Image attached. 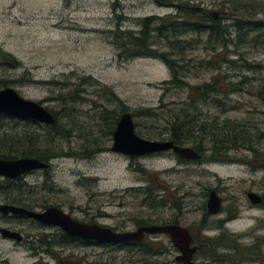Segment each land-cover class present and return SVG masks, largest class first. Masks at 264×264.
I'll return each mask as SVG.
<instances>
[{
    "label": "rangeland",
    "instance_id": "obj_1",
    "mask_svg": "<svg viewBox=\"0 0 264 264\" xmlns=\"http://www.w3.org/2000/svg\"><path fill=\"white\" fill-rule=\"evenodd\" d=\"M221 2L164 0L161 3L166 4L159 5L156 0H0V51L19 64L17 67H0V77L14 81L7 87L15 89L22 98L38 102L56 113L60 125V137L56 142L65 152L89 140L96 142L99 150L109 149L93 153L89 159L54 158L49 162L46 180L43 171L32 172L20 180L28 188L24 191L15 189L13 194L26 192L37 204L58 205L80 222L93 221L120 232L135 230L139 227L137 222L146 218L176 219L179 225L190 227L194 239L199 241L213 235L204 232L201 224L205 214L204 195L215 190L224 200V211H230L238 218L224 224L222 229L228 233L229 240L248 243V238L237 236H249L256 225L264 227V164L261 162L264 139L258 137L259 132H264V105L257 98V92L264 91V51L246 46L238 49L240 54L236 55L228 49V58L236 61V67L224 64L220 73L211 69H191L189 73H183L189 85L187 88L167 90L162 83L171 75L165 65L148 58L119 60L117 51L120 50L114 46L115 39L111 34L117 29L137 33L139 20L174 14L173 7L179 4H189L211 14L218 13ZM218 17L222 19L228 15L219 14ZM221 21L222 24L231 22L230 19ZM158 48L164 49V46ZM186 57L205 60L210 55L200 45ZM21 76L33 82H17ZM213 78L223 86L219 88V95H213L214 100L218 98L224 103L220 108L209 100L204 103L196 96L199 90L191 89L212 83ZM52 80L75 87L78 96L87 101L73 105L57 102L55 97L59 89L42 84ZM227 82H241L240 90L227 93L224 87ZM103 87H108L123 102L126 109L123 113L131 114L135 132L141 138L169 140L164 129L165 120L152 121L136 116L135 112L163 105L179 109L196 102L204 115L215 117L222 124L226 120L246 125L250 130L251 149H227L221 159L204 152L199 162L179 161L172 152L135 159L112 153V136L108 135V130L113 119L122 112L101 94ZM104 110L112 112L106 121L100 120ZM11 128L10 132L15 134L41 133L31 125L18 124ZM16 187H20L19 184ZM147 189L151 193H147ZM247 193L262 198V206L252 205ZM2 203L5 202L0 193ZM33 210L42 211L43 208L39 205ZM224 217L225 213H222L209 218L210 226H215ZM20 222L32 238L28 243L17 245L0 236V264H142L143 261L138 248L112 249L100 245H77L66 249L55 246L49 249L54 258L44 252L45 246L36 253L32 247L37 248L39 243L34 237L56 229L37 225L29 219ZM0 225L4 227L5 222ZM213 232L217 234V231ZM146 240L147 243H161L152 248L162 246L159 255L147 257L149 263L172 264L175 261L178 252L167 236L147 237ZM58 256L63 258L60 263L56 259Z\"/></svg>",
    "mask_w": 264,
    "mask_h": 264
},
{
    "label": "trees",
    "instance_id": "obj_2",
    "mask_svg": "<svg viewBox=\"0 0 264 264\" xmlns=\"http://www.w3.org/2000/svg\"><path fill=\"white\" fill-rule=\"evenodd\" d=\"M156 1L160 3L159 5L166 4L161 3L164 0ZM166 1L171 2V0ZM173 8L175 9L174 14L165 15L163 17H146L139 20L138 25L140 29L137 33H134L132 30L120 31L118 29L111 33L115 39V43H113L114 46L118 47L120 50L117 51L119 60L127 61L133 58H148L158 60L165 65L171 75L169 80L162 83L164 87H167V90L169 88H187L189 85L185 81L186 76H184L183 73H189L191 69L204 71L211 69L220 73L222 65L224 64L236 67L234 66L236 61L228 58L227 53H230L228 49H232V53L236 55L237 53L240 54L238 49L246 46L259 48L264 51V21L262 20L264 18H261V16L264 17V2L222 0L219 4L218 14H227L228 17L222 19H230L231 22L229 24H222V19H218L220 16L214 18L210 13L200 11L189 4H179ZM255 18L260 19L255 20ZM232 31L234 33H231ZM232 34H234L233 37L231 36ZM200 45H203V49L206 53H209L210 57L208 59L201 60L186 57L189 51H193ZM159 46H164V49L158 48ZM18 65V62L11 58L10 55L0 51V67H17ZM223 77L224 76H222V78ZM226 78L228 79V76H226ZM87 79L88 78H82V80ZM24 81L28 83L33 82V80L24 78L23 76L17 80V82L20 83ZM212 81V83L191 87V89L195 91L199 90L196 96L200 97L201 101H204V103L209 100L211 104L220 108L224 103L218 100V98L214 100L213 95H219L221 93L219 92V88L223 86L217 84L216 78H213ZM12 83H14L13 80L7 81L0 77L1 89ZM93 83H96V81L93 80ZM240 83L241 82H227L224 87L227 93L232 94L240 90ZM42 84H50L59 89L55 97L57 102H66L73 105L77 102L87 101L78 96L75 87L67 86L66 82L52 80L49 82H42ZM101 94L107 97L108 101L116 104V107H119L122 113L126 110L123 102H121L108 87H103L101 89ZM257 98L262 105H264L263 90L257 92ZM46 109L51 112L55 118L54 126L44 125L28 119L10 118L0 114V159L35 158L49 164L50 160L54 158L75 157L79 159H89L93 156V153L98 151H109L108 148L99 150V145L93 142V140H89L80 147L74 149L69 148L67 149L68 151L65 152V149L60 147L62 145L56 142L60 137V125L57 122L56 113L49 110V108ZM160 110L162 111L160 112ZM111 113L112 112L104 110L100 114V120L106 121L109 119ZM135 115L151 119L152 121L160 119L165 120L164 129L166 130L167 139L173 140L177 145L194 149L200 156H203L204 152H209L213 158H220L223 153L228 151L227 149H251L250 144L252 141L249 139L250 130L247 129L246 125L237 124V122L229 123L226 120L223 121L222 124L218 122L217 119L215 120V117L204 115L196 102L182 106L179 109L170 108L166 105L155 108H145L135 112ZM119 117L116 116L113 119L114 122H112V127L108 130V135L112 136ZM18 124L34 126L36 127L35 129L40 130L41 133H11V126H17ZM70 127L72 128V126ZM258 135L259 138L262 137L264 139V132H259ZM154 137L157 138V136ZM157 139H160L159 141L166 140L160 137ZM178 160L183 161L179 158ZM48 169L49 167L44 170L45 180L48 178ZM20 180L21 179H4L0 181V193L3 195V201L5 203L21 206L28 210H33L39 205L43 209L49 206L45 204V202L37 204L32 196L28 195L26 192L17 196L14 195L13 192L15 189L24 191L28 188L25 183ZM17 184H19L20 187H16ZM21 186L24 187L21 188ZM147 193H151L149 189H147ZM55 206L59 208L58 205ZM89 223L91 224L94 222L89 221ZM154 224H178V221L176 219L165 221L163 218H146L137 222L138 226ZM202 227L203 224H201V228ZM55 229V232L35 236L34 238L38 240L39 244L37 248L32 247V250L39 253L40 247L45 246L46 250H44V252L52 255L54 258V255L49 252V249L55 246L63 249L75 247L77 245H81L82 247L100 245L112 249L138 248L142 253V264H159L158 262L149 263L147 260V257L150 255L155 256L162 252L160 249L162 246L159 248H152L153 246L160 245V242L147 243L146 238L148 236L137 244H97L67 236L59 229ZM188 229L191 232L190 227H188ZM56 259L59 263L63 261V258L60 256ZM160 264H163V262ZM172 264L179 263L173 261Z\"/></svg>",
    "mask_w": 264,
    "mask_h": 264
},
{
    "label": "water",
    "instance_id": "obj_3",
    "mask_svg": "<svg viewBox=\"0 0 264 264\" xmlns=\"http://www.w3.org/2000/svg\"><path fill=\"white\" fill-rule=\"evenodd\" d=\"M218 13H211L214 18ZM0 114L10 118L32 120L41 124L54 126L52 113L38 102L22 98L15 89H0ZM112 153L126 157H143L152 154L172 152L183 160L196 161L200 154L187 146H177L173 141L147 140L135 132L134 122L129 112L120 115L112 134ZM264 164V158L262 159ZM48 164L35 158L0 159V178L18 179L35 171H44ZM252 204L260 203L255 193H249ZM208 214H217L221 208V200L215 191H211L206 204ZM0 214L16 215L34 220L40 225L57 228L67 236L83 239L97 244L140 243L146 236H167L178 254L174 260L179 264H193L196 248L191 246L192 237L187 227L179 224H160L139 226L133 231H114L109 227L96 223L80 222L65 213L61 208L49 206L42 211L28 210L8 204H0ZM0 236L5 239L21 241L22 236L4 228H0Z\"/></svg>",
    "mask_w": 264,
    "mask_h": 264
},
{
    "label": "flooded vegetation",
    "instance_id": "obj_4",
    "mask_svg": "<svg viewBox=\"0 0 264 264\" xmlns=\"http://www.w3.org/2000/svg\"><path fill=\"white\" fill-rule=\"evenodd\" d=\"M131 158H140V157H131ZM180 160H183V159H180ZM201 160H202V156H200V159L196 161L199 162ZM23 177H20L18 179H22ZM0 180H4V179L0 178ZM8 180H11V179H8ZM211 191H215V190H209L207 191L206 195H204V198L206 201L204 202L205 214L202 217L203 219L202 229L204 232L209 231V234H213V235L204 236L201 240L196 241L194 239L193 234H191L190 232V235L192 237L191 246L196 248V252L194 253L193 259H192L193 264H264V227L262 226V228H258V226L256 225V227L253 228V231L250 232L249 236H246V237H245V234H239L237 238L239 237V239L240 238L249 239V242L246 244L241 243L238 240H233V241L229 240L227 236L228 233H226L222 229V226L238 218H234L235 216L232 215L230 211H224L223 209L224 200L217 194L216 191L215 193L219 196L221 200L220 211L215 215L208 214L206 204H207L208 197ZM248 194L249 193H247V195ZM260 199H261L260 203L258 204L251 203V204L255 206H262L263 199L262 198ZM2 204H7V203H2ZM8 205H11V204H8ZM12 206L21 207V206H17L13 204ZM222 213H225V217L222 219H219L216 225L211 227L209 224V218L218 216ZM27 219L28 218L26 217H20L16 215L0 214V222L1 223L5 222V226L2 227L3 225H0V228H4V229H7L13 232H17L22 236V239L19 242L16 240H12V239H5V238L3 239L7 241H11V242L13 241L17 245H22L25 241H27L28 243L29 238H32V236L29 237L30 235L29 232L23 227V225L20 224L21 223L20 221L27 220ZM31 221L33 223H36L37 225H40L34 220H31ZM40 226H43V225H40ZM213 231H217V234ZM199 257H200V261H199Z\"/></svg>",
    "mask_w": 264,
    "mask_h": 264
},
{
    "label": "bare ground",
    "instance_id": "obj_5",
    "mask_svg": "<svg viewBox=\"0 0 264 264\" xmlns=\"http://www.w3.org/2000/svg\"><path fill=\"white\" fill-rule=\"evenodd\" d=\"M168 141H173V140H168ZM174 142V141H173ZM175 144V143H174ZM175 145H177V144H175ZM177 146H180V145H177ZM43 162V161H42Z\"/></svg>",
    "mask_w": 264,
    "mask_h": 264
}]
</instances>
